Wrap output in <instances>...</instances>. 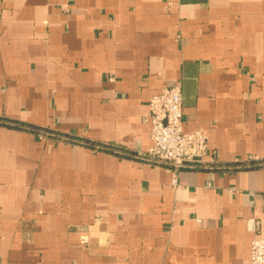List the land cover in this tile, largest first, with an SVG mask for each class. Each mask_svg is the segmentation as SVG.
Masks as SVG:
<instances>
[{
    "label": "crops",
    "instance_id": "1",
    "mask_svg": "<svg viewBox=\"0 0 264 264\" xmlns=\"http://www.w3.org/2000/svg\"><path fill=\"white\" fill-rule=\"evenodd\" d=\"M176 83L208 167L173 184L138 156L150 98ZM249 156L264 160V0H0V264H249Z\"/></svg>",
    "mask_w": 264,
    "mask_h": 264
},
{
    "label": "built area",
    "instance_id": "2",
    "mask_svg": "<svg viewBox=\"0 0 264 264\" xmlns=\"http://www.w3.org/2000/svg\"><path fill=\"white\" fill-rule=\"evenodd\" d=\"M183 92L180 83L163 89L149 100L152 147L138 156L145 163L163 166L172 174L173 184L178 182L182 169L208 167L205 157L208 150V136L202 129L186 132L184 130ZM46 132H40V137ZM100 146H95V149ZM212 161V165L216 164ZM236 166H264V160L249 156L237 160ZM252 241L249 264H264V238L256 228Z\"/></svg>",
    "mask_w": 264,
    "mask_h": 264
}]
</instances>
